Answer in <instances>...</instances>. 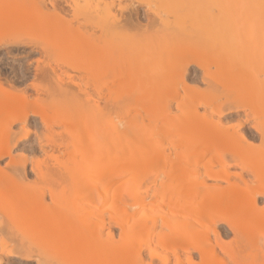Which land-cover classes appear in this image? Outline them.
<instances>
[{
  "label": "rangeland",
  "instance_id": "obj_1",
  "mask_svg": "<svg viewBox=\"0 0 264 264\" xmlns=\"http://www.w3.org/2000/svg\"><path fill=\"white\" fill-rule=\"evenodd\" d=\"M13 1L0 0V13L10 6L14 10L17 5L14 7ZM28 1L25 7L18 5L17 14L13 11L18 16L15 20L25 21H14L12 26L0 23V264H197L198 251L184 248L195 240L211 238L208 243H215L216 237L225 249L216 247V254L219 259L227 257L226 264L239 260V254L247 264L254 259L257 263L253 264H264V0H103L113 1L118 13L119 5H136L141 20L153 18L160 23L152 29L158 34L150 29L149 35L173 34L178 42L173 39L163 45L154 37L155 45H161L153 46L152 38H145L148 35L138 42L131 38L133 43L119 32H109L113 35L111 40L106 36V45L102 41L104 47L95 46L96 53L91 49L96 54L91 59L95 66L102 52H111L110 45L120 47L112 50L115 57L102 54L107 59L99 61L101 69L106 66L101 72L91 62L89 66L79 60L80 64L75 61L78 58L60 54L63 51H58L59 56L52 52L50 58L39 52L37 36L48 35L50 24L45 23L46 18L40 28L36 26L41 11ZM161 18L170 20L171 27L164 28ZM32 19L37 21L32 23ZM72 41L65 42L66 47ZM131 47L134 50L128 49ZM184 49L192 56L187 65L162 64L161 52ZM123 51L145 53H140L143 58L134 52L139 60L131 57L135 59L132 70L139 66L142 76L128 78L133 71L125 65L132 59L121 64ZM51 66L58 70L54 72L58 76H50L52 80L41 75ZM11 85L19 88V96L14 92L12 97L15 88ZM204 115L206 122L212 118L222 132L206 124ZM235 131L245 134L247 146L242 138H236ZM213 134L218 138L224 135L221 139L228 138L229 143L220 139V144L212 147V142H203ZM221 143L226 144L223 149ZM193 168L201 176L208 171L225 173L229 183L221 176L209 178L203 186L198 181L194 185L196 176L186 182V174L192 176ZM233 181L243 188L257 187V196L251 198L256 196L252 202L262 211L251 221L253 203L243 199V204L241 198L235 200L238 207L232 201L234 214L227 208L224 212L229 218L226 221L236 228L216 216L214 222H209L212 218L206 222L205 217L202 221V217L199 220L205 222L200 226L203 230L199 229L204 233H198V226L194 228L192 223L201 212L197 206L200 198L205 200L206 192L225 189ZM191 226L193 235L188 230ZM238 227H243V232ZM230 252L237 255L232 261H228Z\"/></svg>",
  "mask_w": 264,
  "mask_h": 264
},
{
  "label": "bare ground",
  "instance_id": "obj_2",
  "mask_svg": "<svg viewBox=\"0 0 264 264\" xmlns=\"http://www.w3.org/2000/svg\"><path fill=\"white\" fill-rule=\"evenodd\" d=\"M17 3H16V2ZM21 1V2H20ZM19 2H18V0H14L13 2V5H14V7H15V5H17V7H15L14 8V10L11 8V6L9 7V9L8 8H6L5 6H4V8H6V9H8V11L7 12H5V13H3V12H1L2 14H4L1 18H0V23H2L3 25H5V26H8V25H10V26H12L11 25V23L14 25V21H19L20 19H18V20H15L16 18H18V16L16 15L17 13H16V11L18 12L19 10L17 9L19 6V8H22V6H24L25 7V5L26 4H30V2L27 0H24L25 1V3L26 4H23L22 3V0H20ZM23 1V2H24ZM30 1H32L31 3H34L35 5V7L37 8V10H40L39 12V18H40V15H42L41 16V18L39 19H37V20H35V21H37L36 22V26H38L39 27V25H41L40 23L42 22V20H46V18H48L47 19V21L45 22V20H44V22L45 23H48V24H50V28H49V31H48V35H47V33H44V31H38V32H43L45 35H46V37L44 38L43 37V35L39 38V36H37L38 38V40L35 42V48H37L38 49V51L40 52L41 51V53H43V55H44V53H45V55H46V57H48V58H50L49 57V55L50 56H53L54 54H56L55 56H59L60 54H62V55H66L67 54V57H70L71 56V58L73 57H76V59L77 60H75V61H79V60H81V61H83V63H84V60H85V63L86 64H88L89 65V63L88 62H91V59L92 58H95V56H96V52L97 51H95L94 50V48H95V46L98 48V46H99V49L100 48H102V47H100L101 45L100 44H102L103 45V42H104V45H106V42H107V40H108V38L106 39V42L104 41L105 40V38H106V36L107 35H110V33L109 32H111V33H114V31H115V33L117 32H119L118 34L120 35V34H123V35H125L127 38H125L126 40L127 39H129L130 38V41H133V40H138L139 38H142V39H144V36H147L148 35V37H145L146 39L147 38H152V45L154 46L155 45V39L157 40V42L156 43H162L163 45H168V44H170V42H172V40L174 39L172 36H173V34L171 35V34H169V36H171V37H168L167 36V33H166V35H161V34H159L160 36H155L154 34H158V30H156L155 32L156 33H154L153 32V30L152 29H154V26H156V25H158V24H160V23H158V21L157 20H153V18L151 19H149V20H147V18L145 19L146 21H144L143 20V18H142V20H141V18H139V16H138V10L136 9V5L134 6V5H129V6H126V5H119V11L121 10V13L119 14L118 12H116V10L114 9L115 8V5H114V2L113 1H111V2H104L103 3V0H85V3H84V0H83V3L81 4H78L79 2V0L78 1H76V0H72V2H68L67 0H30ZM134 1V0H133ZM143 1V0H142ZM162 1V0H161ZM1 3V2H0ZM10 3V2H9ZM8 3V4H9ZM103 3V5H101ZM132 3V2H131ZM12 4V3H11ZM23 4V5H22ZM19 5V6H18ZM149 5V4H148ZM3 6V5H2ZM8 6V5H7ZM33 6V5H32ZM13 7V6H12ZM23 7V8H24ZM34 8V7H33ZM71 10H70V9ZM17 9V10H16ZM152 9V8H151ZM150 9V10H151ZM0 10H1V8H0ZM22 10V9H21ZM4 11V10H3ZM6 11V10H5ZM13 11H15V13L13 12ZM69 11L71 12V16H70V18H68V14H69ZM99 11H103V12H101V14L102 13H104V14H99ZM153 11V10H152ZM0 13V14H1ZM30 13V12H29ZM43 13V14H42ZM117 13V14H116ZM27 14H28V12H27ZM119 14V15H118ZM16 16V17H15ZM37 16V17H38ZM104 17V19L102 18V17ZM105 16H107V18L105 17ZM19 17H22V16H19ZM24 17V16H23ZM22 17V18H23ZM29 17V16H28ZM157 17V16H156ZM49 18L52 20H50L49 21ZM106 18V19H105ZM109 18V19H108ZM35 19V18H34ZM100 19H102V22H101V20ZM27 20V19H26ZM104 20H105V22H104ZM161 20L162 21H160L161 22V25L164 27V28H168V27H171L170 26V24H171V22H170V20H168L167 18L165 19V20H163L162 18H161ZM21 21V20H20ZM23 21H25V19L23 20ZM23 21H21V23L23 22ZM32 21H34L33 19L31 20V22ZM34 21V22H35ZM59 21V22H58ZM108 21H110L109 22V25H108ZM30 22V23H31ZM42 23V25H47V24H45V23ZM54 22H56V24L54 23ZM58 22V23H57ZM74 22V23H73ZM106 23L105 25H103L102 26V24L100 25V23ZM162 22H165V24H162ZM29 23V22H28ZM28 23H27V25H28ZM33 23V22H32ZM51 23H52V27H51ZM54 23V24H53ZM103 23V24H104ZM166 23H167V27H166ZM169 23V24H168ZM18 24V23H17ZM19 24H20V22H19ZM24 24H25V22H24ZM24 24H22L23 26H25ZM57 24H59V25H57ZM16 25V24H15ZM30 25V24H29ZM35 25V24H34ZM108 25V27H107V29L105 28V26H107ZM161 25H159V26H161ZM18 26H21V25H18ZM42 27V26H41ZM43 27H46V26H43ZM105 29H104V28ZM33 28H35L34 26H33ZM40 28V27H39ZM46 29V28H45ZM150 29L152 30V32L154 33H151L152 35H149L150 33ZM157 29V28H156ZM160 29V28H159ZM24 30H25V28H24ZM43 30V29H42ZM47 30H48V28H47ZM46 30V31H47ZM106 32V33H105ZM169 33V32H168ZM29 34V33H28ZM111 35H113V34H111ZM111 35H110V40H111ZM116 35V34H115ZM114 35V36H115ZM118 35V36H119ZM118 36H117V38H118ZM121 36V35H120ZM30 37V36H29ZM109 37V36H108ZM155 37V39H153ZM27 38V37H26ZM114 39H115V37H113ZM112 38V40L114 41V39ZM133 40H132V39ZM135 38V39H134ZM158 38V39H157ZM171 38V39H170ZM176 38V37H175ZM180 38V37H179ZM69 39V40H68ZM70 39H71V41L73 40L74 42H75V45H73L74 44V42L72 41L71 42V45H69L68 44V47H66L67 45L65 44V42H70ZM119 39H121V37L119 38ZM142 39H140V40H142ZM66 40V41H65ZM68 40V41H67ZM103 41V42H102ZM112 41V42H113ZM120 41V40H119ZM129 41V40H128ZM151 41V40H150ZM149 41V42H150ZM64 42V44H62ZM102 42V43H101ZM117 42V41H116ZM136 42H138V41H136ZM174 42H175V39H174ZM176 42H178L177 40H176ZM175 42V43H176ZM114 43H115V41H114ZM120 43V42H119ZM133 43H134V41H133ZM173 43V42H172ZM171 43V44H172ZM99 44V45H98ZM108 44L110 45V43L108 42ZM112 44V43H111ZM116 44V43H115ZM131 44V43H130ZM151 44H150V46H151ZM65 47H64V46ZM72 45L74 46V47H72ZM104 45H103V47H104ZM117 45V44H116ZM128 45H129V43H128ZM135 45V44H134ZM156 45H161V44H156ZM155 45V46H156ZM69 46L71 47V48H69ZM111 47H112V49L110 50L111 52H108V53H103L102 51H100V52H102L100 55L102 56H99L97 59H94V60H98L100 57V60L102 59V58H105V59H107L108 58V56L111 54V56H113V57H115V55H116V53L115 54H112V53H114V52H112V50H114V48H116L114 45H110ZM114 46V47H113ZM137 46V45H136ZM150 46H148V47H150ZM69 48V49H68ZM93 48V50L95 51V53H93V51L91 52V49ZM121 48H123V47H121ZM136 48V47H135ZM143 48V47H142ZM182 48H184V47H182ZM118 49V45H117V48H116V50ZM128 49H133L132 47L131 48H128ZM147 49V48H146ZM145 49V50H146ZM90 50V52L92 53V54H90V52H88ZM118 50H120V47H119V49ZM134 50V49H133ZM136 50V49H135ZM137 50H139V48L137 49ZM144 50V49H143ZM56 51V53H54ZM60 51H63L62 53L60 52V54H59V52ZM107 51H109V50H107ZM107 51H105V49H104V52H107ZM115 51V50H114ZM151 50H149L147 53L149 54V52H150ZM52 52L54 53L53 55H52ZM117 52H119V51H117ZM121 52V51H120ZM127 52V51H126ZM130 52V53H129ZM128 53H125L124 51H123V53L121 54V57H120V53L118 54L119 56L118 57H120V58H122V59H124V62H122L121 64H123V63H126V60L127 59H130L133 55H136V54H139V55H145V53L143 54V52L141 53L140 51H132V53H131V51H129ZM164 52V51H163ZM169 51H167V53L165 52V53H162L161 52V61L163 62H161L163 65H167V62H169V63H172V64H174L173 66H175V67H178V65H176L177 63L179 64L180 63V65H184L186 62H190V60L192 61V59H191V57L188 55V54H190V52L187 50L186 51V49H184V50H171L170 52L171 53H168ZM58 53V54H57ZM65 53V54H64ZM141 53V54H140ZM88 54H90V56H91V58H90V56L88 55ZM97 54H99V52L97 53ZM102 54H105V56L107 57H105V56H103ZM48 55V56H47ZM61 55V56H62ZM69 55V56H68ZM108 55V56H107ZM124 55V56H123ZM133 56V57H135V58H140V56ZM141 55V57H143ZM98 56V55H97ZM126 56V57H125ZM146 56V55H145ZM72 58V59H73ZM81 58V59H80ZM85 58H89L90 59V61H88L87 59H85ZM119 58V59H120ZM127 58V59H126ZM144 58V57H143ZM142 58V59H143ZM109 59H110V57H109ZM112 59V58H111ZM132 59V58H131ZM130 59V60H131ZM136 59V60H137ZM141 59V58H140ZM49 60V59H48ZM93 60V59H92ZM99 60V61H100ZM135 60V59H134ZM133 59H132V61L130 62V63H128L127 62V64L125 65V66H127L128 64H129V68H130V70L129 69H127V70H129V71H135V70H137L138 69V72H129V74H130V77H128V78H131L132 76H134V77H136L135 76V74H140L139 73V69L141 70V68H139V66H137V69H135V70H132V68H133V61H134ZM139 60V59H138ZM144 60V59H143ZM66 61V60H65ZM81 61H79L80 62V64H81ZM99 61H97V63L99 62ZM105 61V60H104ZM120 61V60H119ZM123 61V60H122ZM155 61V60H154ZM157 61H159L158 60V58H157ZM101 62H102V60H101ZM107 62H108V60H107ZM113 62H114V60H113ZM138 62V61H137ZM143 62H145V61H143ZM160 62V61H159ZM61 63V62H60ZM91 63H93V66H94V61L93 62H91ZM96 61H95V66L94 67H99L98 69L100 70V72H101V70H103L104 68H106V66L103 68V69H101V66H102V64H100V62L98 63V64H100V66H96ZM118 63V62H117ZM132 63V67H131V64ZM136 63V62H135ZM166 63V64H165ZM168 63V65H170ZM184 63V64H183ZM64 64V63H63ZM71 64V63H70ZM97 64V65H98ZM103 64H105V62H103ZM141 64H143V63H141ZM155 64V63H154ZM153 64V65H154ZM171 64V65H172ZM76 65V64H75ZM109 64H107V66H108ZM116 65H118V64H116ZM124 65V64H123ZM144 65V64H143ZM185 65H187V63L185 64ZM71 66V65H70ZM83 66V65H82ZM90 66V65H89ZM91 66H92V64H91ZM45 67V66H44ZM72 67H73V65H72ZM93 67V68H94ZM110 67H111V65H110ZM120 67V66H119ZM148 67V66H147ZM147 67H146V70H147ZM159 67V66H158ZM184 67H186V66H184ZM50 68V67H49ZM51 68H52V66H51ZM54 68V67H53ZM53 68L50 70V71H52L53 70ZM74 68H75V66H74ZM89 68V67H88ZM109 68V67H108ZM121 68V67H120ZM151 68H152V65H151ZM159 68H161V67H159ZM162 68H164L163 66H162ZM55 69H57V68H54V70L50 73V71L48 70V69H45L44 71L45 72H43L41 75H45L46 76V78H48V79H50V78H52V77H50L51 75H53V74H56V73H54V72H56V71H58V70H56L55 71ZM61 69V68H60ZM70 69V68H69ZM77 69V68H76ZM118 69V68H117ZM123 69V68H122ZM126 69V68H125ZM155 69V68H154ZM165 69V68H164ZM42 70H43V68H42ZM41 70V71H42ZM92 70V69H91ZM120 70V69H119ZM118 70V71H119ZM156 70V69H155ZM184 70V69H183ZM185 70H186V68H185ZM185 70L183 71V72H185ZM48 71V72H47ZM112 71V70H111ZM114 71V70H113ZM143 71V70H142ZM142 71H140V72H142ZM148 71V70H147ZM64 72V71H63ZM63 72H61V74L63 75ZM80 72V71H79ZM88 72H90V70L88 69ZM144 72H146V71H144ZM39 73V72H38ZM47 73H49V75H47ZM57 73H60V72H57ZM99 73V72H98ZM103 73V72H102ZM122 73V72H121ZM147 73H149V72H147ZM61 74H59V76L61 77ZM86 74V73H85ZM88 74V73H87ZM91 74V73H90ZM105 74V73H104ZM128 73H126L125 75H127ZM162 74V73H161ZM107 75H109V74H107ZM110 75H112V74H110ZM119 75V74H118ZM123 75H124V73H123ZM132 75V76H131ZM141 75V74H140ZM145 75V74H144ZM155 75V74H154ZM56 76H58L57 74H56ZM129 76V75H128ZM142 76V75H141ZM55 77V76H54ZM127 77V76H126ZM56 78V77H55ZM86 78V77H85ZM53 79V78H52ZM52 79H50V80H52ZM57 79H61V78H59V77H57ZM44 80H45V78H44ZM54 80H56V79H54ZM62 80V79H61ZM63 81V80H62ZM52 82V81H51ZM5 83V82H4ZM59 83V82H58ZM2 84H3V82H2ZM12 84V83H11ZM0 85H1V83H0ZM79 86V85H78ZM7 87H9V84L7 85ZM11 87H12V89L13 88H15L14 86H12L11 85ZM1 88H6V87H1ZM17 88V87H16ZM13 89V90H16V91H11V89L10 88H6V90H8L7 92H10L11 94L12 93H14L15 92V94H16V92L17 91H19V88H17V89ZM52 88V87H51ZM162 88V87H161ZM79 89V88H78ZM153 89V88H152ZM152 89H150L151 90V94L152 93H155V92H152L153 90ZM0 90H2V89H0ZM22 90V89H21ZM23 91V90H22ZM22 91H20V92H22ZM25 92V91H24ZM24 92H22V93H24ZM3 93V92H2ZM9 93V94H10ZM83 93V92H82ZM5 94H7L8 96H9V94L8 93H5ZM18 94H19V92H18ZM18 94H16V97H17V95ZM25 94V93H24ZM75 94H76V92H75ZM4 95V94H3ZM13 95V94H12ZM11 95V96H12ZM22 95V94H21ZM79 95V94H78ZM100 95V94H99ZM157 95V94H156ZM6 96V95H5ZM19 96V95H18ZM22 96H25V95H22ZM155 96V95H154ZM12 97H15V95H13ZM2 98V97H1ZM28 98V97H27ZM107 102V101H106ZM167 104H165V106H166ZM166 107H168V106H166ZM166 107H165V109H166ZM190 107V106H189ZM4 108V107H3ZM167 110V109H166ZM0 111H1V109H0ZM1 112H3V111H1ZM190 112H192V111H190ZM195 112H197V110H195ZM193 113V112H192ZM197 115V114H196ZM210 116V115H209ZM16 118V117H15ZM201 118H202V115H201ZM207 118V117H206ZM205 118V115H204V122H206V119ZM15 120V119H14ZM208 120V122H206V124H213V125H211L212 127L215 125V126H217L218 127V131L220 132L221 131V129L222 128H220L219 129V127H221L220 125L218 126V125H216V124H214V122H213V120H212V118L209 120V119H207ZM211 120H212V122H211ZM201 121H199V123H200ZM211 122V123H210ZM220 122V121H219ZM202 123L203 122H201V125H202ZM221 123V122H220ZM205 124V123H204ZM211 127V128H212ZM206 128V127H205ZM216 130H217V128L216 127H214ZM224 128H226V127H224ZM256 128V127H255ZM208 129V128H207ZM214 129V130H215ZM227 130V129H226ZM223 131H224V129H223ZM216 132V131H215ZM222 132V131H221ZM225 132V131H224ZM237 131H235V133H236ZM239 132V131H238ZM237 132V133H238ZM10 133V132H9ZM237 133H236V138L237 137H239L238 139L240 140L241 138V140H242V142L243 141H245V142H243V143H245V144H243V145H246L247 146V144H248V142L246 141V136H245V134L244 133H240L239 132V136L237 135ZM211 134V133H210ZM222 134V133H221ZM224 134V133H223ZM8 135V134H7ZM214 135V134H213ZM213 135H211V136H207L206 138H203V140H205V141H203V142H207V144H209L210 142H212V147L214 146V145H219L218 144V142L220 141V139L224 136H222V137H220V138H218L219 136H213ZM216 135H217V132H216ZM218 135H220V133L218 134ZM233 135V134H232ZM3 137V136H2ZM216 137V138H215ZM228 137V136H227ZM10 138V137H9ZM6 139V138H5ZM218 141H217V140ZM222 140V142H226V143H229L228 141V138L226 139V140H228V141H226L225 139H221ZM240 140V141H241ZM1 141V140H0ZM215 141H217V142H215ZM9 142H10V140H9ZM221 142V141H220ZM199 143V142H198ZM215 143V144H214ZM247 143V144H246ZM209 144V145H210ZM224 145H226V144H224ZM222 146V143H221V145H220V148H221V146H222V149H223V147H225V146ZM199 146V145H198ZM211 147V146H210ZM243 147V146H242ZM10 148V147H9ZM193 148V147H192ZM215 148H217V147H215ZM218 148H219V146H218ZM219 148V149H220ZM226 148H228V147H226ZM230 148H232V147H230ZM199 149H200V146H199ZM208 149V148H207ZM229 149V148H228ZM228 149H224L225 151H227ZM189 150V149H188ZM192 150H194V148L193 149H191V151ZM223 150V151H224ZM233 150V149H232ZM232 150H231V152H232ZM229 151V150H228ZM5 152V151H4ZM234 152H236V151H234ZM233 153V152H232ZM222 160V161H221ZM220 161H221V166L222 167H224V165H225V159L224 158H222ZM61 165V164H60ZM257 166V165H256ZM256 168L257 167H255V169H253L252 170V172L253 173H255L254 172V170H256ZM223 169V168H222ZM223 170H225V169H223ZM193 175L191 176L190 175V173H188V174H186L187 175V179L188 180H186V182L188 181L189 182V177H191L192 178V180H193V178H194V176H196L195 177V183H194V181H192L193 183H194V185H197L196 183V181H198V184H200L199 186H203V185H208V179L209 178H217L218 179V177H222L221 179H223V180H225L226 182H228L229 183V175L228 176H226L227 174H223V175H216V174H214V173H212L211 171H208L207 173H204V175L202 174V176L199 174L198 175V172H200L198 169H196V168H193ZM202 172V171H201ZM192 174V173H191ZM198 176V177H197ZM199 176H201V177H199ZM50 179H52V178H50ZM191 181V180H190ZM244 182H246L247 180H243ZM242 181V182H243ZM55 182V181H54ZM234 182V181H233ZM191 183V182H190ZM192 183V184H193ZM231 184H229V185H227L226 187L228 188V186H229V190L225 187V189H223V187L220 189L219 187L217 188V191H216V189L215 190H213V192L211 193L210 191V193L209 192H206V193H208L207 195H206V197H205V195H204V197H205V200H204V198H203V196H202V198H200V200H199V203H197V206L200 208V210H201V212H200V214L199 213H196L197 214V217H196V219H198V220H196L195 222H193L192 223V225L194 226V228H197V226H198V228L197 229H199V228H201L200 226H203V223L205 222H202L205 218L206 219H208V220H206V222H208L211 218L213 219H211L212 221H209V222H214V219L216 220V217H217V220H221V222H225L227 219L226 218H228V216L226 217V214H225V210H226V208L227 209H230L231 211H232V213L231 212H229V210H228V212H229V214H234V212H233V210L231 209V208H233L229 203L231 202L232 203V201H233V203H235L236 205H238V204H240V203H236V201H240L241 200V198H242V200L243 199H246V200H248L249 199V201H250V203H253L252 202V200H256V196H257V190H256V186H253V185H250V186H248V187H242V186H240L241 184H239V183H236L235 184V182L233 183V184H235V185H233L232 184V182H230ZM248 183H249V181H248ZM248 183L246 184V185H244V186H247L248 185ZM51 184V183H50ZM238 184V185H237ZM193 185V186H194ZM231 185H233L231 188H233V189H230V186ZM48 186V185H47ZM238 186V187H237ZM253 188H252V187ZM236 187V188H235ZM253 189H251V188ZM255 187V188H254ZM241 188V189H240ZM247 188H249L248 189V191L246 190L245 191V189H247ZM220 189V190H219ZM208 190V189H207ZM236 190V191H235ZM244 191V192H243ZM250 191V192H249ZM242 192V193H241ZM253 192V193H252ZM44 193V192H43ZM205 193V194H206ZM238 193V194H237ZM237 194V195H236ZM246 194H248L247 196H248V198H246ZM253 194H256V196H255V198H251L252 196H253ZM242 197H241V196ZM244 195V196H243ZM249 195H251V196H249ZM42 196H43V194H42ZM240 197V199H239V197ZM40 197V196H39ZM39 197H37V200H40V199H38ZM254 197V196H253ZM43 198V197H42ZM170 199V198H169ZM239 199V200H238ZM36 200V201H37ZM236 200V201H235ZM40 201H42V199L40 200ZM170 201V200H169ZM197 201V200H196ZM235 201V202H234ZM244 200H243V204H244ZM256 203V202H255ZM242 204V205H243ZM228 205L229 206H231V207H228ZM242 205H240V206H242ZM254 205H256V204H252L251 206H253V208H251V210H253L251 213H250V218H251V215H252V217H254V218H251L252 220L251 221H254V219H255V215H257V211H259V210H261V209H259V210H256L257 209V205L256 206H254ZM233 206H235L234 204H233ZM250 206V207H251ZM203 207H205V208H203V210H202V208ZM208 207V208H207ZM238 207H239V205H238ZM238 207H236V208H238ZM244 207V206H243ZM242 208V207H241ZM234 209H235V207H234ZM244 209V208H243ZM255 209V210H254ZM185 210V209H184ZM206 210H209V211H206ZM186 211V210H185ZM227 211V210H226ZM242 212L243 210L242 209H239V211L238 212ZM262 211V210H261ZM193 212V211H192ZM197 212V211H196ZM208 212H210L209 213V215H208ZM236 212V211H235ZM240 212V213H241ZM243 212H246V211H243ZM242 212V213H243ZM248 212H250L249 210H248ZM182 213V212H181ZM186 213V212H185ZM237 213V212H236ZM235 213V214H236ZM240 213L238 214V215H240ZM261 213V212H260ZM263 213H264V211H263ZM263 213H262V215H263ZM199 214V215H198ZM208 215L209 216V218L206 216V215ZM228 214V213H227ZM246 214V213H245ZM201 215V216H200ZM203 215V216H202ZM196 215H194V217H195ZM213 216V217H212ZM216 216V217H215ZM218 216L219 217H221L220 219L218 218ZM260 216V215H259ZM183 217V216H182ZM199 217V218H198ZM202 217H203V219H202ZM205 217V218H204ZM215 217V218H214ZM199 219H202V221H200ZM229 219V218H228ZM235 219V218H234ZM223 220V221H222ZM225 220V221H224ZM153 222H154V219H153ZM199 222V223H198ZM227 223H225V224H228L229 226H232L233 224H231L230 222L228 223V221H226ZM197 223V224H196ZM201 223V224H200ZM233 223V222H232ZM253 223V222H252ZM196 225V227H195V225ZM206 224V223H205ZM45 226V225H44ZM151 226H152V224H151ZM235 226V225H234ZM234 226H232L233 228H236V227H234ZM231 227V229L233 230V228ZM192 226L190 227V229H188L190 232L189 233H191V230H192ZM193 228V229H194ZM203 228V227H202ZM201 228V229H202ZM242 229H240V227H238L237 229H240V231L242 230V232H243V230H244V228L243 227H241ZM201 229H199V231H198V233H200V232H202L201 231ZM205 229V228H204ZM175 230V229H174ZM203 230V229H202ZM181 230H179V232H180ZM187 231V230H186ZM195 232H197L196 230H194ZM216 231V230H215ZM236 230H234V231H232V232H235ZM239 231V230H238ZM239 231V233H241ZM255 231V230H254ZM260 231H261V228H260ZM170 232H172V231H170ZM182 232V231H181ZM193 232V231H192ZM253 232V231H252ZM176 233H178V232H176ZM203 233L204 232H202V235H203ZM207 233H208V231H207ZM206 233V234H207ZM215 233H217V232H215ZM192 235H193V233H191ZM256 234V233H255ZM171 235H173V234H171ZM209 235V233L207 234V236ZM217 235H218V233H217ZM236 235H239V234H237V232H236ZM257 235V234H256ZM196 236V235H195ZM199 235L197 234V236L195 237V238H197V240H199L200 239V237H198ZM201 236V235H200ZM206 236V237H207ZM219 236V235H218ZM241 236H243V235H241ZM206 237H204V238H206ZM209 238H210V236H208ZM240 237V236H239ZM251 237V236H250ZM199 238V239H198ZM203 238V237H202ZM208 238V239H209ZM254 238V237H253ZM216 239H217V237H216ZM212 240V241H216L215 243H213L212 241V243L211 244H209L210 242V240H211V238L209 239V240H207V241H205V240H199V241H196L195 239V243L193 244L191 241L189 242V243H191V244H189L190 246H188L187 245V242H186V245L188 246H186V248H184L185 249V251H190V249H194V250H196V251H198L197 253H199L198 255H199V258H200V263H197V264H226L227 262V260H225V258H227V257H223L222 259H219V255H217V254H219V253H217V248L216 247H218V249L219 248H221L222 250L224 249V247L222 246V244H220V242L218 241V240ZM220 239V238H219ZM256 240H257V237L255 238ZM187 240H189V239H187ZM190 240H192V239H190ZM218 241V242H217ZM243 241V240H242ZM183 242V241H182ZM184 242V243H185ZM194 242V241H193ZM209 242V243H208ZM245 242V241H244ZM252 242V241H251ZM257 242V241H256ZM179 244L180 245H178L179 247L181 246L182 248H183V245H181V242H179ZM255 245H257V244H254V246ZM180 247V248H181ZM185 247V246H184ZM239 247H242V244L239 246ZM246 248V247H245ZM254 248V247H253ZM220 250V249H219ZM225 250V249H224ZM223 250V251H224ZM226 251H227V249H226ZM243 251H245V250H243ZM217 253V254H216ZM226 253V252H225ZM229 253V252H228ZM230 254H231V252H230ZM244 254V253H243ZM242 254V255H243ZM240 255V257H239V260L237 259V261H236V259L234 258V259H232L233 258V256H235V255H233L232 256V254H231V258L229 259L228 258V261H232L233 260V262H232V264H247L244 260L245 259H243V261L245 262H243L240 258H241V254H239ZM257 255V254H256ZM190 256V255H189ZM217 256V257H216ZM219 256V257H218ZM230 256V255H229ZM237 256V255H236ZM235 256V257H236ZM216 257V259H218V261L216 260V259H214ZM246 257V259H248V257L247 256H244V258ZM252 257V256H251ZM255 258H257V256H254ZM141 258V257H140ZM169 258V257H168ZM167 259V258H166ZM232 259V260H231ZM180 260V259H179ZM215 260V261H214ZM221 260V261H220ZM138 261V260H137ZM165 261V260H164ZM216 261L218 262V263H216ZM220 261V262H219ZM253 261V262H252ZM175 262V261H174ZM247 262H249V264L250 263H254V262H256L255 261V259L254 260H251V261H247ZM257 263V262H256ZM136 264V263H135ZM138 264V263H137ZM175 264H178L177 263V261H176V263ZM179 264H181V263H179ZM184 264V263H183ZM187 264H191V262L190 263H188L187 262Z\"/></svg>",
  "mask_w": 264,
  "mask_h": 264
}]
</instances>
